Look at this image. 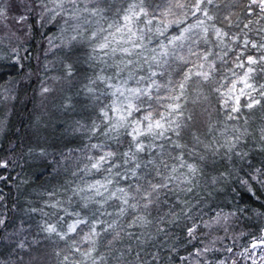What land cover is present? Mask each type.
I'll list each match as a JSON object with an SVG mask.
<instances>
[{"label": "snow or ice", "instance_id": "6c2138e0", "mask_svg": "<svg viewBox=\"0 0 264 264\" xmlns=\"http://www.w3.org/2000/svg\"><path fill=\"white\" fill-rule=\"evenodd\" d=\"M9 21L25 35L56 30L46 39L62 53L61 75L51 79L86 142L51 161L29 149L74 179L34 189L40 199L26 201L11 231L0 212V264H34L42 240L59 264H213L223 238H205L248 209L205 220L208 198L232 185L241 199L264 192V124H250L264 114V0H0V23ZM54 91L41 81V96ZM16 163L0 159V182ZM16 179L19 192L28 181ZM224 250L232 256L215 264H264V227L241 252Z\"/></svg>", "mask_w": 264, "mask_h": 264}, {"label": "trees", "instance_id": "16d2710c", "mask_svg": "<svg viewBox=\"0 0 264 264\" xmlns=\"http://www.w3.org/2000/svg\"><path fill=\"white\" fill-rule=\"evenodd\" d=\"M56 30L48 28L32 31L25 35L24 32L17 31L14 21L0 23V159L14 157L17 161L14 167L4 172L5 175L12 177L9 183L0 182V194L5 196V201L0 206V212H6L8 220V231L16 227L22 219H27L24 209L28 207L27 200L38 201L40 198L36 191L52 190L74 179L68 174L60 171L52 172L46 167L43 159H34L29 155V149L38 153L41 149L47 150L51 155L48 160L59 159V153H67L71 149H78L86 142V137L73 132L71 125L75 120L81 119L78 113H65L59 105L63 100V94L58 91L60 84L54 83L52 77L61 75L59 57L62 55L59 49L49 50L46 37ZM15 33V34H14ZM19 47L22 59L21 64L13 66L12 48ZM24 49H27L25 52ZM47 64V67H46ZM41 81L52 85L57 91L40 95ZM11 82V83H10ZM11 88V92L6 91ZM11 96V99H3ZM262 113L255 110V116L250 119L251 128L257 129L264 124L261 119ZM3 171V170H0ZM19 174L20 179H26L27 184H22L20 191L16 189L19 181L16 179ZM229 186L223 193L216 194L208 198V213L204 217L208 220L217 211L223 209L225 213L235 210L238 207H246V214H238V218L233 219L228 233L223 227H215L210 236L205 239H215L222 237L215 245L220 249L209 254V259L215 264L216 261L232 256L225 251V246L233 247L234 252H241L251 240V235H260L261 227H264V218L253 215L251 209L257 208L264 211L261 207L264 204V192L257 191L261 200L250 197L248 194L241 195L232 192ZM13 204L16 205L13 210ZM39 219V216H36ZM34 224V221H29ZM179 232V229L176 230ZM207 232V229H202ZM250 233L243 235L240 233ZM31 239V237H30ZM196 246H201L194 242ZM63 247V244H60ZM192 250V245L187 249L181 248L179 255H187ZM56 245L49 241H43L35 245L31 256L36 257L34 264H59V258L55 255ZM0 254L5 257L8 250L0 247ZM28 259V257H26ZM177 264H179L177 258ZM230 264V261H228ZM240 264H247L240 260Z\"/></svg>", "mask_w": 264, "mask_h": 264}, {"label": "rangeland", "instance_id": "374dc122", "mask_svg": "<svg viewBox=\"0 0 264 264\" xmlns=\"http://www.w3.org/2000/svg\"><path fill=\"white\" fill-rule=\"evenodd\" d=\"M250 243V242H249ZM249 243H247L246 247L249 245ZM247 264H250V262H247Z\"/></svg>", "mask_w": 264, "mask_h": 264}]
</instances>
